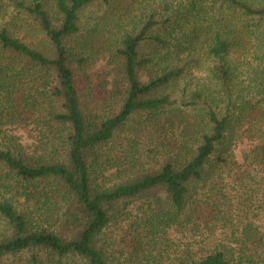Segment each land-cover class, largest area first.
Returning <instances> with one entry per match:
<instances>
[{
	"label": "trees",
	"instance_id": "16d2710c",
	"mask_svg": "<svg viewBox=\"0 0 264 264\" xmlns=\"http://www.w3.org/2000/svg\"><path fill=\"white\" fill-rule=\"evenodd\" d=\"M95 1L108 2L0 0L14 12L0 26V264L25 252L24 264H260L264 238L252 222H231L218 167L264 121V82L237 70L227 37L235 21L253 19L264 40V0H189L183 16L206 10L211 20L177 25L181 39L153 34L149 14L90 87L70 43L79 11ZM19 15L37 41L13 31ZM188 40L202 44L207 81L190 90L184 80L198 65ZM146 43L165 50L143 55ZM176 84L178 97L167 91ZM7 126L36 136L37 151ZM260 136L246 157L264 176ZM142 143L149 162L135 152ZM158 189L155 206L124 209Z\"/></svg>",
	"mask_w": 264,
	"mask_h": 264
},
{
	"label": "rangeland",
	"instance_id": "374dc122",
	"mask_svg": "<svg viewBox=\"0 0 264 264\" xmlns=\"http://www.w3.org/2000/svg\"><path fill=\"white\" fill-rule=\"evenodd\" d=\"M218 5V2L215 3V8H218ZM188 6L189 0H108L107 3L95 1L87 4L79 11V32L73 36L70 44L77 57L81 58V68L84 73L90 75L100 65L105 64L109 55L119 45L123 35L138 31L141 23L149 14L156 13V19L159 21V24L152 30L153 34L158 33L163 37L171 35L172 38L180 37V39L182 35L178 33L180 32V28H175L177 25L184 24V30L187 31L193 24H202L204 21L208 22L211 20V14H207L206 10L201 12L200 16L198 11L195 10L183 16L182 13L186 11ZM11 8L12 6L7 3L1 5L0 26L3 22H7L6 18H9V14H14ZM221 9L227 14L225 6H221ZM214 12L217 16V10H214ZM168 16L172 18L173 24L171 25L168 22ZM24 19L23 15L16 16V20L12 18V20H15L17 26V28L13 27V31L24 40L37 41L36 32L31 35L32 39L26 35L24 36L23 32L28 27ZM261 23L262 25L264 24V19ZM257 24V30L262 29L261 25L259 26V22L253 19L235 21L234 27H232L234 29L228 31L227 37L232 44L231 59L237 70L242 73V76H252L259 71V77L264 82V40H261L262 35L259 33L250 31ZM173 28H175V31L168 33ZM165 30L167 31L165 32ZM183 44L185 47H194L196 51L194 60H196L198 67L193 68V74L188 75L184 80L188 81L187 89L190 90L196 82L207 83L205 76L199 74L201 73L199 69L206 66V61L203 54L204 51L200 50L202 47L200 42L188 40ZM154 50H156L154 54L158 55L160 50L163 52L165 49H157L156 44L146 43L144 46H141L140 51L143 55H152ZM94 77L95 75L92 74L90 87L93 86V82L96 83ZM183 83L180 82L181 85ZM180 84L171 86L167 91H171L173 96L178 97ZM138 119L141 118H136L137 121ZM255 121L250 131L243 133L241 137L235 139L230 149L233 152V157L225 160L226 162L218 167V171L221 176L219 181H221V184H225L224 192L227 195V200H230L231 203V222L243 221L246 224L252 222L253 226L258 227L259 234L257 237L263 236L264 238V176L261 173V166L253 162L250 157H246V154L253 149L249 144V138L253 136L255 139L260 140V135L264 138V121L256 124ZM5 128L6 130H13L12 132L19 137V142L24 145L26 150H35L37 145L36 136L29 135L27 131H22L18 128H10L8 126ZM28 128H31V126ZM237 129L239 130L240 128ZM116 141L115 139L113 144L116 145ZM142 141L147 142V139L145 138ZM136 148H139V150L135 152L142 154V158L139 161L145 162L147 160L149 162L150 159L147 157L148 153L146 151L148 150V146H143L142 143ZM160 199H164V193L158 189L144 194L140 199L127 203L124 209L133 216L139 207L144 206L146 209L148 205L155 206L154 203L159 202ZM254 213L257 216L253 215ZM221 229L223 228L221 227ZM117 234L118 230L115 235ZM217 235H219V231ZM170 238L176 240L175 236ZM229 240H232V237ZM262 243L263 246L259 251L261 256L260 264H264V240ZM30 253L25 252L9 257L5 264H24ZM41 254L42 252L39 253V255Z\"/></svg>",
	"mask_w": 264,
	"mask_h": 264
}]
</instances>
